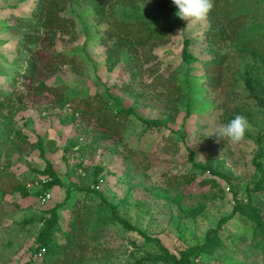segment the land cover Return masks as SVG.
Instances as JSON below:
<instances>
[{"label": "rangeland", "instance_id": "rangeland-1", "mask_svg": "<svg viewBox=\"0 0 264 264\" xmlns=\"http://www.w3.org/2000/svg\"><path fill=\"white\" fill-rule=\"evenodd\" d=\"M38 1L0 0V103L10 93L15 107L23 98L13 117L0 119V169L30 191L23 197L0 190V264H48L30 250L73 184L90 191L98 185L114 208L90 193L73 194L58 210V243L67 242L63 232H79L69 264H163L150 261L160 246L179 259L214 235L217 249L198 253L194 264H264L263 239L252 242L254 226L239 209L251 203L264 219V0H228L231 8L219 12L226 26L236 20L232 38L220 45L226 57L219 86L206 84L218 73L206 67L214 58L207 15L182 20L171 0H136V7L106 0L105 9L69 2L74 39L58 36L53 50L33 56L23 36L40 37L30 41L38 48L41 32L14 27L38 11ZM139 21L175 28L137 50L125 46L109 69L107 50L118 40L104 45L101 37L116 22ZM186 41L195 57L190 63L183 58ZM39 83L47 89L35 94L31 84ZM114 99L124 112L111 108ZM84 101L94 103L91 120L81 113ZM103 114L121 126L117 135L98 133L104 130L95 119ZM238 114L248 121L245 137L218 140L217 127ZM99 165L104 173L93 185Z\"/></svg>", "mask_w": 264, "mask_h": 264}, {"label": "trees", "instance_id": "trees-1", "mask_svg": "<svg viewBox=\"0 0 264 264\" xmlns=\"http://www.w3.org/2000/svg\"><path fill=\"white\" fill-rule=\"evenodd\" d=\"M135 2H131L133 7H136V0H132ZM69 2H86L88 4H92L97 6L98 8L105 9L106 7V0H39L38 6L36 7L38 11H33L31 17L29 20H26L24 16L20 17L19 24L16 25L14 28L17 30H36L35 34H39L41 32V43L38 44V48H34L31 46V40H39L40 37H37L36 35L31 34L28 31L23 36V42L26 46V51L30 52L32 49V54L35 56L39 50H42L45 48L46 50H50L55 47V42L58 36H69L70 38L74 39L76 28H75V21L67 17L65 15V12L67 10V4ZM152 2L162 3L164 4V1L162 0H153ZM122 3H125L122 1ZM130 3V2H129ZM212 8L207 13V16L210 17L211 25L209 31L206 33V42L207 45L210 46V48L214 52V58L212 60H209L206 64L207 71H213L218 72L214 76H207L206 84L208 86H219L221 84L223 71H224V61L225 57L221 54L220 51V45L222 42H226L229 39L232 38L233 32L230 30L235 23L236 20L231 19L232 21L229 22V25H224L221 23L223 20L222 17H220L219 12L222 10H226L231 8L230 1L228 0H212ZM235 5V4H234ZM165 10V9H164ZM37 14L39 16H37ZM164 15H167V11H164ZM35 17H38L35 19ZM32 20V21H31ZM34 22V23H32ZM32 24H35L32 26ZM37 25L38 28H37ZM111 27V26H110ZM173 25H160L156 27H152L149 23L144 21H139L135 23H123V22H116L115 27H111V29H108L106 31L105 35V41L103 42L101 37L102 44L106 45V40H109L110 38L117 37L118 43L114 47H109L107 50V65L109 69H112L113 66L117 62V56L120 55V52L124 50L125 46L129 47L132 45L135 50L138 49V47H144L146 45L151 44V41L153 40H160L166 38L170 33L174 30ZM119 30V32H117ZM36 37V38H35ZM34 41V42H35ZM126 42V44L124 43ZM130 45V46H129ZM189 41L185 42L184 45V52H183V58L186 62L190 63L194 60V55L189 51ZM39 49V50H38ZM31 53V52H30ZM59 55H56L58 57ZM34 68V67H33ZM133 78L137 77V74L132 75ZM17 78L13 79V82L11 83L12 86H16ZM247 86L252 89L251 80L248 79L246 81ZM130 88V87H129ZM31 89H33V92L35 94L43 93L44 89H47L46 86L42 83H39L38 85L31 84ZM50 91V90H49ZM109 95V94H108ZM56 96L58 94L56 93ZM23 98H19L18 106L15 107V102L13 101V93L7 94L5 98L0 103V119H10V117H13V115L19 110V107L22 106ZM114 105L111 106L115 111V113H122V111H125V108L121 106L119 101L117 99H114ZM94 104V103H93ZM93 104L91 105L88 101H84L85 105V111L81 112L83 115L88 116L89 120H91L90 116L93 114L92 110L95 109ZM97 104V108H101V105ZM102 104V103H101ZM108 103H105L106 107ZM116 108V109H115ZM4 110L6 112H4ZM80 110V109H78ZM91 110V111H90ZM116 113V114H117ZM74 119V118H73ZM99 122V127L104 131H99L101 136H112L117 135V131L121 129L120 125H117L116 119L112 118L109 119L105 114L102 115V117H98L95 119ZM87 121V120H86ZM88 125V121L86 122ZM1 127V125H0ZM88 126L85 127V131ZM193 158V154H191V159ZM199 166V165H197ZM126 167L128 165L126 164ZM199 168V167H198ZM262 169L261 167H259ZM201 172H204L202 168H199ZM104 168L99 165L95 169V178L93 185H97L99 183L100 178L103 176ZM9 176L13 177L8 170L1 168L0 169V190L3 194H12L18 192L21 196L27 197L30 194V191L26 189V185L24 184V181H17L14 177L9 178ZM182 179L187 180L188 175H184L181 177ZM263 179H261V183L263 182ZM188 182L190 180H187ZM55 182L57 181H50L45 185V188H52ZM190 183V182H189ZM58 184V183H57ZM61 184V183H60ZM8 187L10 189H8ZM66 190L67 195L65 196L64 201L61 202V204L55 205L49 212L51 213V217L49 219H44V225L39 231L38 238L36 240V243L31 247L32 256L36 255L39 257H43L45 260H47L48 264H69L68 263V257H74V254L72 253L73 247H77L79 245V242L77 239H79V232L75 233L74 231L71 232H63L67 238V242L65 244L58 243L57 237L55 235V232L60 231V228L58 227V210L60 208H63L68 202L72 200V195L75 194L76 197H87L88 194H99V197L102 199L103 203L108 204L109 206L113 207L112 203H109L107 199L104 197L103 193L99 191L98 185L96 189L93 187L92 191L86 188H81L77 184H73L69 186ZM41 192H39L40 194ZM240 210H243L248 220L251 222V227L254 226V229L251 230L253 234V240L252 242H255L259 238L263 239V247H264V219L261 218L259 215L260 213L255 210L252 207V204H246L239 207ZM230 216L223 218V220H228ZM33 221V220H32ZM32 221H26L32 222ZM256 225V227H255ZM256 228V229H255ZM219 237L217 235L209 236L207 238V241L205 245H200L198 247H193L189 249V253L182 252L181 257L177 259L175 255H172L169 253V251L163 247L160 246L157 242V246H160L159 248V255L151 257L154 263L156 262H162L163 264H194L191 258H196V256H199L198 253L202 254H211L213 253L220 241ZM257 247L258 245L254 243ZM94 252L96 251L95 248L92 249ZM264 250V249H262ZM148 261V260H147ZM73 264H83L81 262H74Z\"/></svg>", "mask_w": 264, "mask_h": 264}, {"label": "clouds", "instance_id": "clouds-1", "mask_svg": "<svg viewBox=\"0 0 264 264\" xmlns=\"http://www.w3.org/2000/svg\"><path fill=\"white\" fill-rule=\"evenodd\" d=\"M176 8L175 15L182 20H201L211 10L212 0H171ZM248 129V121L242 115H236L226 124L217 127L215 135L218 140L240 142Z\"/></svg>", "mask_w": 264, "mask_h": 264}]
</instances>
